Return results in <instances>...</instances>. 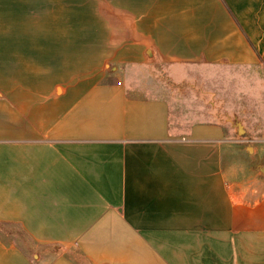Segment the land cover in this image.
Wrapping results in <instances>:
<instances>
[{
	"label": "crops",
	"instance_id": "crops-1",
	"mask_svg": "<svg viewBox=\"0 0 264 264\" xmlns=\"http://www.w3.org/2000/svg\"><path fill=\"white\" fill-rule=\"evenodd\" d=\"M125 18L126 66L264 65V0H139ZM104 78L54 91L46 76L2 96L0 223L63 247L46 264H80L74 251L89 264H264V194L236 201L244 145L214 107ZM0 264L39 263L0 235Z\"/></svg>",
	"mask_w": 264,
	"mask_h": 264
},
{
	"label": "rangeland",
	"instance_id": "rangeland-1",
	"mask_svg": "<svg viewBox=\"0 0 264 264\" xmlns=\"http://www.w3.org/2000/svg\"><path fill=\"white\" fill-rule=\"evenodd\" d=\"M138 7L139 0H0V99L11 102L21 87L43 86L46 76L52 77L54 91L61 86L56 82L71 85L100 75L105 76L103 80L140 76L143 84L137 86L142 91L153 90L180 101L202 100L214 107L216 117L230 128L229 136L244 145L233 150L247 166L237 181L241 186H233L240 198L236 201L249 204L261 198L264 65L166 67L153 61L149 66H126L120 59L131 42L124 33L125 13ZM0 235L39 264L63 250L59 244L36 242L13 223H0ZM72 254L80 264H89L78 251Z\"/></svg>",
	"mask_w": 264,
	"mask_h": 264
}]
</instances>
